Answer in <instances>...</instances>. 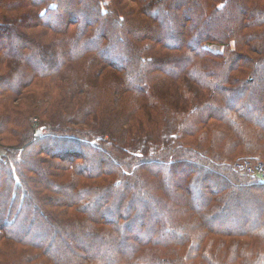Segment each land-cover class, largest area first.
<instances>
[{
  "label": "trees",
  "instance_id": "16d2710c",
  "mask_svg": "<svg viewBox=\"0 0 264 264\" xmlns=\"http://www.w3.org/2000/svg\"><path fill=\"white\" fill-rule=\"evenodd\" d=\"M243 159L264 0H0V264H264Z\"/></svg>",
  "mask_w": 264,
  "mask_h": 264
},
{
  "label": "built area",
  "instance_id": "2783aa9c",
  "mask_svg": "<svg viewBox=\"0 0 264 264\" xmlns=\"http://www.w3.org/2000/svg\"><path fill=\"white\" fill-rule=\"evenodd\" d=\"M238 173L244 174L259 183L264 184V163L251 160H243L236 162L233 166Z\"/></svg>",
  "mask_w": 264,
  "mask_h": 264
},
{
  "label": "rangeland",
  "instance_id": "374dc122",
  "mask_svg": "<svg viewBox=\"0 0 264 264\" xmlns=\"http://www.w3.org/2000/svg\"><path fill=\"white\" fill-rule=\"evenodd\" d=\"M168 30L170 31V29H167V31L166 32H168ZM10 43H13V39L11 40V42ZM111 58H112V56H111ZM111 58H110V60H111ZM114 59V58H113ZM110 60H106L107 62H109ZM116 62V64H117V66H120L122 63H121V61L120 60H118V59H114ZM5 84H9V83H4L3 85H5ZM10 86V85H9ZM30 122L33 124V123H35L36 122V119L34 118H31L30 119ZM36 127V126H35ZM106 138V137H105ZM49 144V143H48ZM243 160H249V159H243ZM243 160H239V161H243ZM237 162H239L238 160H236ZM257 162V161H256ZM258 162H260V161H258ZM236 163V162H235ZM90 170H93V171H95L96 170V167H92V168H90ZM254 180V179H253ZM256 181V180H255ZM257 182V181H256ZM199 195V194H198ZM6 217L8 218V219H10V216L8 215V214H6ZM15 229H16V232L17 233H20V232H24V231H26V227H22V224L21 223H16L15 224ZM21 230H23V231H21ZM30 232L32 233V235L36 238V240L38 241V242H42V241H44L45 242V232L42 230V232L40 231V232H36L35 231V229H31L30 230ZM44 238V239H43ZM84 242H86V241H84ZM81 251L83 250V251H85L84 250V248L83 247H78ZM52 250L54 251V250H58V251H60L61 250V247L58 245V241H54L53 242V244H52Z\"/></svg>",
  "mask_w": 264,
  "mask_h": 264
},
{
  "label": "water",
  "instance_id": "95a60500",
  "mask_svg": "<svg viewBox=\"0 0 264 264\" xmlns=\"http://www.w3.org/2000/svg\"><path fill=\"white\" fill-rule=\"evenodd\" d=\"M39 134H40V130L37 131V135H39Z\"/></svg>",
  "mask_w": 264,
  "mask_h": 264
}]
</instances>
